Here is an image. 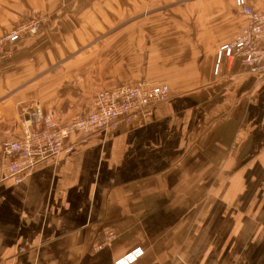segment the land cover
Here are the masks:
<instances>
[{
	"label": "crops",
	"instance_id": "1",
	"mask_svg": "<svg viewBox=\"0 0 264 264\" xmlns=\"http://www.w3.org/2000/svg\"><path fill=\"white\" fill-rule=\"evenodd\" d=\"M43 11L47 28L2 52L0 143L35 107L65 124L140 77L170 96L71 135L19 183L0 171V264H114L137 248L132 264H264V76L237 58L214 71L244 25L234 0H0V34Z\"/></svg>",
	"mask_w": 264,
	"mask_h": 264
},
{
	"label": "built area",
	"instance_id": "2",
	"mask_svg": "<svg viewBox=\"0 0 264 264\" xmlns=\"http://www.w3.org/2000/svg\"><path fill=\"white\" fill-rule=\"evenodd\" d=\"M235 4L245 19V25L231 41L220 46L218 58L221 55L239 57L249 73L264 76V12L252 9L245 0H235ZM40 27L41 21L32 19L0 36V52L9 53L22 38L35 35ZM3 53L0 59L6 55ZM168 96L167 86L139 81L97 92L90 110L84 115L74 116L65 124H59L53 113L44 112L39 107L25 112L22 137L4 139L0 143L2 180L21 182L41 163L57 160L60 155L72 152L74 144L63 145L71 135L77 134V143H86L101 133L116 130L120 123L131 124L147 117L150 107L165 101ZM105 236L111 240L114 232L107 231ZM142 253L135 249L114 264H131Z\"/></svg>",
	"mask_w": 264,
	"mask_h": 264
},
{
	"label": "rangeland",
	"instance_id": "3",
	"mask_svg": "<svg viewBox=\"0 0 264 264\" xmlns=\"http://www.w3.org/2000/svg\"><path fill=\"white\" fill-rule=\"evenodd\" d=\"M246 1V3H247V5L249 6V7H251L252 9H254L252 6H250L249 4H248V2H247V0H245ZM167 3H170V2H165L164 4H167ZM163 4V5H164ZM160 5H162V4H159V6ZM234 6H235V8L237 9V11H238V13H239V9L236 7V4H235V0H234ZM151 7H153V6H150V8ZM254 10H257V9H254ZM257 11H260V12H264V10H257ZM240 14V13H239ZM241 15V14H240ZM242 16V15H241ZM243 17V16H242ZM244 18V17H243ZM32 19H39L40 21H41V27H40V29H39V31L35 34V35H32V36H28V37H25V38H22L19 42H21V41H24V40H26V39H30V38H33V37H37L38 35H40V33L41 32H43L46 28H47V26L50 24V15H48V13L47 12H45V11H43V12H37V13H35V14H30V15H27V16H25V17H23L13 28H11V29H9L8 31H6V32H4L3 34H0V36H3V35H5V34H7V33H9V32H11V31H13V30H15L18 26H20L22 23H25V22H27V21H29V20H32ZM42 21H43V23H42ZM244 25H245V19H244ZM243 25V26H244ZM242 26V27H243ZM241 27V28H242ZM240 28V29H241ZM240 31V30H239ZM239 31L237 32V33H235L234 35H233V37L231 38V39H229V40H226V42H228V41H231L238 33H239ZM18 42V43H19ZM226 42H224V43H226ZM223 43V44H224ZM223 44H221V45H223ZM220 45V46H221ZM220 48V47H219ZM219 50V49H218ZM218 52H217V57H218ZM223 58H225V59H234V58H237V59H239L240 61H241V59L239 58V57H233V58H226V57H222V55L218 58V62H217V60H216V64H215V68H214V71L215 72H217L218 71V68H219V65H220V63H221V60L223 59ZM241 63H242V61H241ZM243 64V63H242ZM244 65V64H243ZM245 67V66H244ZM246 68V67H245ZM248 72V71H247ZM249 73V72H248ZM249 74H251V73H249ZM252 75H256V74H252ZM139 81H147V82H151V81H149V80H147V79H145V78H138V80H136V81H133V82H131V83H126V84H134V83H137V82H139ZM152 83H154V84H159V85H165V86H167L168 87V89H169V96H170V88H169V86L167 85V84H160V83H155V82H152ZM122 85V84H121ZM119 86V85H118ZM115 87V86H114ZM169 96L167 97V99L165 100V101H162V102H160V103H157V104H155V105H158V104H162V103H164V102H166L168 99H169ZM92 103V102H91ZM155 105H152L151 107H153V106H155ZM151 107H150V109H151ZM40 108V107H39ZM151 114V111L149 112V115ZM148 115V114H147ZM148 115V116H149ZM56 120V119H55ZM57 121V120H56ZM58 122V121H57ZM23 131H24V129H23ZM23 135V134H22ZM22 135H21V137H22ZM138 249V248H137ZM137 260V259H136ZM135 260V261H136ZM134 262V261H133ZM132 262V263H133ZM131 263V264H132Z\"/></svg>",
	"mask_w": 264,
	"mask_h": 264
}]
</instances>
